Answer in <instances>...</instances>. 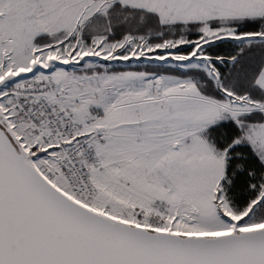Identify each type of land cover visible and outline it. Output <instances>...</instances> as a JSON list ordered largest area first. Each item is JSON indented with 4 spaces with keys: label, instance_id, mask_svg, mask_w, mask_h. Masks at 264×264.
<instances>
[{
    "label": "snow or ice",
    "instance_id": "1",
    "mask_svg": "<svg viewBox=\"0 0 264 264\" xmlns=\"http://www.w3.org/2000/svg\"><path fill=\"white\" fill-rule=\"evenodd\" d=\"M0 264H264V0H0Z\"/></svg>",
    "mask_w": 264,
    "mask_h": 264
},
{
    "label": "rangeland",
    "instance_id": "2",
    "mask_svg": "<svg viewBox=\"0 0 264 264\" xmlns=\"http://www.w3.org/2000/svg\"><path fill=\"white\" fill-rule=\"evenodd\" d=\"M117 68L124 70H134L133 68H129V65L127 64L117 65Z\"/></svg>",
    "mask_w": 264,
    "mask_h": 264
},
{
    "label": "trees",
    "instance_id": "3",
    "mask_svg": "<svg viewBox=\"0 0 264 264\" xmlns=\"http://www.w3.org/2000/svg\"><path fill=\"white\" fill-rule=\"evenodd\" d=\"M134 70H144V66H141L139 69L133 68Z\"/></svg>",
    "mask_w": 264,
    "mask_h": 264
}]
</instances>
